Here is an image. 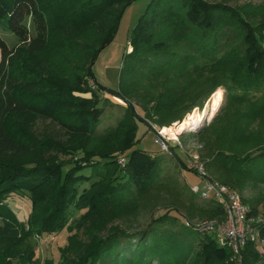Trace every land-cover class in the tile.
<instances>
[{
	"label": "trees",
	"instance_id": "1",
	"mask_svg": "<svg viewBox=\"0 0 264 264\" xmlns=\"http://www.w3.org/2000/svg\"><path fill=\"white\" fill-rule=\"evenodd\" d=\"M99 1L85 5L89 20L101 15V11L116 12L94 51L90 76L94 75L92 68L101 50L114 40L122 14L134 0ZM42 4L41 0H0V26L15 34L19 42L10 47L0 35V216H8L7 225L0 227V241L21 236L20 228L10 225L15 214L5 203L11 195H19L31 201L29 221L33 231L52 235L65 229L71 231L73 226L84 235L81 242L85 244L73 236L68 238L67 246L61 250L64 264H182L189 257L194 264H227L232 251L220 245L214 234L200 232L186 223L198 217L224 222L227 216L223 204L200 198L191 188L186 193L180 188L183 183L176 169L163 174L160 158L135 149L136 119L146 121L148 105L153 104L159 124L181 120L194 108L202 109L222 85L216 80L209 91L197 93L203 82L192 90L198 82L189 84L193 78L205 70L216 78L228 77V105L220 115L230 117V127L222 129L218 136H207L208 128L189 135L204 142L200 157L207 172L218 181L241 192L247 179L264 181V10L260 16L206 0H151L130 42L133 51L129 54V74L135 73L132 83L117 90L100 85L101 92L91 89L84 79L78 78L77 85L71 86L70 81L51 75L40 55L48 47L52 13ZM80 14L82 10L75 15ZM151 26L159 28L153 38L147 35ZM213 60V64L199 65L200 61ZM173 77L179 78L181 89V83H187L185 90L189 87V93L177 94ZM156 84L167 85L159 94L151 93ZM99 92L113 94L127 104L120 124L127 122L118 156L114 151L87 153L85 165L97 169V182L82 192L80 185L90 177L79 174L81 165L64 174L58 165L28 167L22 163L32 150L9 134L8 123L13 115L28 113L38 120L58 122L74 134L106 139L112 136L113 129L98 132L106 115ZM134 99L146 100L147 104L139 105L144 117L137 112ZM184 101L190 104L180 113L186 106ZM232 111L236 113L233 116ZM75 112L79 114L71 117ZM66 116L75 122L65 121ZM256 123H260L257 130ZM32 127L26 132L29 142L41 144L42 138ZM225 130L230 131V136ZM51 141L45 140L49 144ZM170 150L179 165L177 169L199 175L182 162L173 147ZM121 158L125 165L119 164ZM162 195L169 197L165 206H160ZM248 205V218L259 217L258 208ZM159 207L167 211L154 218L152 214ZM71 209L81 214L70 226ZM149 213L151 222L142 223V217ZM255 225H259L264 239V224ZM243 254L244 264L264 263V253L257 250L255 243L250 242Z\"/></svg>",
	"mask_w": 264,
	"mask_h": 264
},
{
	"label": "rangeland",
	"instance_id": "2",
	"mask_svg": "<svg viewBox=\"0 0 264 264\" xmlns=\"http://www.w3.org/2000/svg\"><path fill=\"white\" fill-rule=\"evenodd\" d=\"M42 5L46 9H49L52 15L50 16V24L52 31L50 34V39L48 42V47L40 57L48 65L51 75L60 80H68L71 82V86L77 85L78 78L88 81L89 86L93 90H100V85L105 86L109 89L117 90L122 86H126L127 83L131 82L132 75L129 74V67L132 63L129 54L133 51V46L130 42L132 40V35L134 30L143 16L149 9L151 0H134L131 5H129L122 14L116 35L112 43L101 50L94 67L92 68V74L90 76L91 61L94 51L100 46L103 41L105 34L107 33V28L113 21L115 10L108 9L107 11H101V15L96 18L91 17L89 20L88 13L85 12V5L93 2L101 3L99 0H41ZM212 5H228L234 9L242 11L243 14L246 12L251 15L257 14L261 16L264 10V0H206ZM82 10V15H75L78 11ZM70 15L72 18H70ZM88 15V16H87ZM147 31L149 37L154 36L155 32L159 29L158 26H151ZM0 35L7 41L10 47L17 46L19 44L18 38L15 34L10 33L5 30L3 26H0ZM130 49V50H129ZM220 57V55H219ZM1 58V54H0ZM216 60L205 62L200 61L199 65L204 67L205 65L213 64ZM173 76L175 73H171ZM193 78L189 84L192 85V90L201 81L203 82L200 91H209L216 80L222 84L219 86L214 93L205 102L202 109L199 107L194 108L190 113H187L185 117L181 120H174L168 125H161L158 122V117L154 111L153 104H149V116L146 121L140 118L136 119L137 124V135L138 142L135 145V149H140L146 151L155 157L160 158L162 161V168L164 170L163 174L167 171L176 169L178 172L179 179L183 184L180 188L188 192L189 188L192 190V186L199 185L202 187L204 180L200 178L194 172L177 169L179 165L176 160L171 156V150L166 151L162 148V145L157 141L158 136L157 130L169 129L174 127L175 124L183 125L187 122L195 113L204 114L202 122L193 128L192 131L181 130L177 136H181L180 141L184 145H190L192 142H198L202 145L201 149H198V154L202 156L204 153V142L197 137L191 138L189 134L199 133L203 129L208 128L209 135L207 136H218L222 129L229 128L227 125L228 119L225 115H220L221 110L228 105V86H231V82L225 84L228 77L216 78L215 74L208 73V71L201 72ZM173 85L176 88L177 94L185 95L189 93V87L185 90L187 83H181L183 89L178 85V79ZM132 83V82H131ZM163 82H161L162 84ZM161 84H156L155 89L151 93L159 94L162 92L164 87ZM129 85V84H128ZM130 88L127 86V89ZM223 91V100L219 105L218 110L213 111V107L208 106L210 102L213 104L214 96L220 91ZM102 92V91H101ZM98 94L101 97L100 106L106 109V115L103 118L101 125L99 126V134L106 132L107 130L112 131V136H107L105 138H96L93 135H80L68 132L66 128L60 125L58 122L38 120L31 114H15L9 120L8 132L9 134L18 142L28 144L32 152L30 155L26 156L22 163L30 166H40V165H58L62 168L64 174L71 172L76 166H82V170L79 174L86 175L90 177L85 179L80 185V191H84L91 187V185L97 182L99 177L95 175L97 169L92 165V168L86 166L87 153L94 151V154L100 152L98 150H103L104 153H110L114 151V155L120 154V146L123 140L124 126L125 122L120 124V121L125 117L127 112V104L120 100L119 98L113 96V94L101 93ZM194 92V91H192ZM238 92V91H237ZM136 110L141 116H145V113L139 105L141 102H146L143 100H133ZM184 101L185 107H181L180 113H182L190 101ZM137 105V106H136ZM211 108V109H210ZM207 112V113H206ZM206 113V114H205ZM79 113H71L70 116L75 118ZM219 114V119L214 121L216 115ZM236 113L234 111L230 112L233 116ZM66 116L65 121L75 122ZM73 120V121H71ZM153 124V125H152ZM260 123L254 124L256 130L258 129ZM32 127V131L42 138V141L37 143L29 142L27 138V130ZM153 128H152V127ZM116 129V130H115ZM207 130V129H206ZM259 131V130H258ZM227 136H230V131H226ZM198 136V135H197ZM190 137V138H189ZM52 139L51 143H46L45 140ZM161 140V139H160ZM162 141V140H161ZM171 147L174 148L175 153L184 162V164L190 168L192 164V151H182L178 149L174 141L169 143ZM122 156V155H121ZM119 156L118 158H120ZM119 160V159H118ZM202 161V160H201ZM96 163V159H94ZM165 163V164H164ZM120 164V163H119ZM166 167V169H164ZM93 170V172H92ZM176 172V173H177ZM209 174V173H208ZM210 175V174H209ZM217 178L213 175H210ZM238 190L244 199L250 205L258 208L259 216L264 218V181H253L247 179L244 190L241 192ZM201 198V197H200ZM168 196L162 195L159 199L161 205L165 206L168 204ZM6 204L11 208V212L15 214L14 219L11 220V226H16L21 230V236L17 239H3L0 241V264H64L62 259L61 250L67 246L68 238L73 236L75 241L83 243L81 241L84 235L82 232H78V229H73V220L79 218L81 212H77L71 209L70 217V230L65 229L57 234H47L40 231H33L30 224V216L32 214L31 201L27 197H21L19 195H11L6 201ZM167 210L163 207L156 208L152 214L154 218H159L165 214ZM151 213L145 214L141 222H151ZM151 216V217H150ZM8 217V216H6ZM3 216H0V227L7 225V221ZM212 221L208 218H196L192 222L198 224L199 222ZM146 224L145 226H147ZM216 238V235H214ZM85 244V243H83ZM257 250L260 253H264V244L255 243ZM63 252V251H62ZM64 255V254H63ZM65 257V255H64ZM245 256L242 253L240 256H235L232 254L229 262L227 264H244ZM182 264H194L192 257L187 258ZM202 264V263H198ZM261 264H264L263 262Z\"/></svg>",
	"mask_w": 264,
	"mask_h": 264
},
{
	"label": "built area",
	"instance_id": "3",
	"mask_svg": "<svg viewBox=\"0 0 264 264\" xmlns=\"http://www.w3.org/2000/svg\"><path fill=\"white\" fill-rule=\"evenodd\" d=\"M184 124V123H183ZM175 133L178 135L181 125L175 124ZM159 138L162 140L164 148L169 151L171 145L170 141H174L175 146L182 151H192V164L190 167L194 168L201 179L204 180V185L192 186V191L204 199H215L220 201L226 211V220L224 222H217L216 220L199 222L198 224L191 222L187 223L188 226L192 225L194 229L200 232L216 235L217 242L230 249L235 256H240L246 246L252 243L264 244V239L261 237L260 228L255 225L256 223L264 224V218L257 217L249 219L250 212L249 205L244 201L240 192L220 181L211 177L207 170L205 163L201 161L198 154V149L202 148L198 142H192L190 145H184L180 138L181 136H168L162 130H157ZM173 137V138H172ZM120 164L125 165V159H120Z\"/></svg>",
	"mask_w": 264,
	"mask_h": 264
},
{
	"label": "bare ground",
	"instance_id": "4",
	"mask_svg": "<svg viewBox=\"0 0 264 264\" xmlns=\"http://www.w3.org/2000/svg\"><path fill=\"white\" fill-rule=\"evenodd\" d=\"M223 99H224L223 98V91L220 89V91L214 96V99L212 100L213 101V104H212V102H210V105H208V106H211L212 105L211 107H213V111H216V110H218L219 105L221 104V102H222ZM203 115L204 114H196L195 113L189 120H187V122H184V124L181 125L180 131L182 129L184 131L185 130L192 131L195 126H198L202 122ZM165 128H164V131H163L164 134H167L168 136L174 135L173 137H175L177 135L175 133V129L174 128H169V129H165Z\"/></svg>",
	"mask_w": 264,
	"mask_h": 264
},
{
	"label": "water",
	"instance_id": "5",
	"mask_svg": "<svg viewBox=\"0 0 264 264\" xmlns=\"http://www.w3.org/2000/svg\"><path fill=\"white\" fill-rule=\"evenodd\" d=\"M157 141H158L161 145H163V142H162L160 139L157 138Z\"/></svg>",
	"mask_w": 264,
	"mask_h": 264
}]
</instances>
